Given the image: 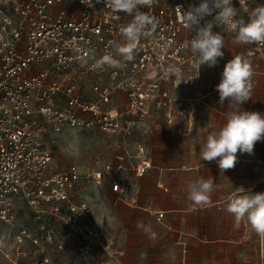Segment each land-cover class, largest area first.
<instances>
[{"label": "built area", "instance_id": "built-area-1", "mask_svg": "<svg viewBox=\"0 0 264 264\" xmlns=\"http://www.w3.org/2000/svg\"><path fill=\"white\" fill-rule=\"evenodd\" d=\"M199 2L153 0L142 11L156 18V30L141 37L134 58L124 61L114 45L123 42L119 28L132 17L114 11L108 0H0V219L14 218V198L25 202L35 229L17 227L14 237L18 244L40 248V264H52V246L65 248L55 220L78 236L76 249L84 258L125 254L93 223L91 210L80 211L84 206L92 209L81 192L87 185L102 186L108 176L111 190L121 192L118 174L132 170L142 176L151 168L147 144L135 138L139 126L157 116L166 125L177 126L179 133L189 134L176 125L178 120L191 127L190 102L217 92L209 74L216 66L199 69L196 57L183 47L195 33L181 23V14ZM233 2L239 7L238 0ZM214 31L222 36L235 33L228 26ZM225 46L224 38V55L218 61L235 57H228ZM106 54L121 60L122 66L92 70L95 60ZM169 65L179 68L185 79L198 70L200 75L177 87L175 77L165 75ZM84 76L101 80L87 89L81 81ZM189 88L191 98L179 95ZM66 128L97 129L114 137L112 161L88 172L76 164L53 169L51 138Z\"/></svg>", "mask_w": 264, "mask_h": 264}, {"label": "crops", "instance_id": "crops-1", "mask_svg": "<svg viewBox=\"0 0 264 264\" xmlns=\"http://www.w3.org/2000/svg\"><path fill=\"white\" fill-rule=\"evenodd\" d=\"M223 37L230 59L244 56L252 65L253 74L248 82L251 98L242 109L264 115V48L237 43L235 33ZM228 61L219 60L209 73L213 88L220 82ZM97 80L101 78H81L86 88ZM178 93L191 98L193 89ZM227 104L219 103L218 92L200 102H190L194 111L192 126L181 119L176 124L189 130V134L179 133L177 126H168L157 116L140 125L135 138L147 144L151 168L142 176L132 170L118 174L123 187L119 193L111 190L109 176L102 186L87 185L81 192L92 207L93 223L106 239L116 240L125 254L84 258L75 252L78 236L64 222L55 220L57 235L65 244L62 264H264V239L247 222L235 228L233 217L225 211L228 196L243 194L245 189L264 192V140L256 143L252 154L238 153L235 167L224 172L216 161L200 159L207 136L226 123ZM211 177L221 186L220 190L212 194L211 204L194 205L187 198V184ZM98 205L103 206L106 214L97 211ZM137 222L151 225L156 234L154 241L136 229Z\"/></svg>", "mask_w": 264, "mask_h": 264}, {"label": "clouds", "instance_id": "clouds-1", "mask_svg": "<svg viewBox=\"0 0 264 264\" xmlns=\"http://www.w3.org/2000/svg\"><path fill=\"white\" fill-rule=\"evenodd\" d=\"M108 3L114 11L132 17L129 23L119 28L123 42L114 45L116 55L123 57L124 61H131L141 37L151 36L156 30V18L149 12L142 11L145 7L150 8L153 0H108ZM238 4L239 7H236L233 0H200L198 4L183 10L181 23L189 32L195 33L191 39L184 41L183 47L196 57L199 69L201 65L215 67L218 58L224 55V38L219 31H214V27L228 26L236 33L237 43L264 45V5L249 9L247 0H238ZM242 13L247 15V20L243 19ZM209 16L213 18L207 20ZM202 20L205 21L204 24H201ZM121 66V60L106 54L95 60L91 68L103 70L105 67ZM252 74L250 60L244 56H235L224 65L220 82L216 85L219 103L227 101L229 111L226 113V123L218 132L207 136L200 159L216 161L221 172L235 167L238 153L252 154L256 143L264 140V115L242 109V105L251 98L248 82ZM165 75L175 77L178 87L181 82L187 83L198 78L200 72L198 70L191 79H185L179 68L169 65ZM77 144L78 138L74 137L67 141L66 146L72 149ZM220 188L212 177L189 182L187 198L194 205H209L212 194ZM84 209L92 211L87 206L80 211ZM97 211L106 214L103 206L98 205ZM225 211L233 217L235 228L247 222L252 230L264 239V192L245 189L243 194L228 201ZM135 227L149 240H155L156 234L150 224L137 222Z\"/></svg>", "mask_w": 264, "mask_h": 264}, {"label": "rangeland", "instance_id": "rangeland-1", "mask_svg": "<svg viewBox=\"0 0 264 264\" xmlns=\"http://www.w3.org/2000/svg\"><path fill=\"white\" fill-rule=\"evenodd\" d=\"M247 4L251 9L264 5V0H249ZM241 15L243 19H248L247 15L243 13ZM74 137L78 138V144L72 149H68L67 141ZM51 139L53 140L52 166L55 170L76 164L83 171L88 172L102 168L112 159L114 137L97 129L66 128L62 133L53 135ZM12 215L14 218L11 222L0 219V264H40L42 258L40 248L30 244H18L14 237L17 227L35 229L31 210L22 199L14 198L12 200ZM63 251L64 249L60 250L56 246L49 248L52 264H62ZM75 252L79 255L77 249Z\"/></svg>", "mask_w": 264, "mask_h": 264}]
</instances>
